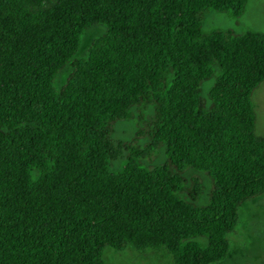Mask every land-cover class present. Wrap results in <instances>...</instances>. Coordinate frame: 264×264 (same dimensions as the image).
I'll return each mask as SVG.
<instances>
[{"label":"trees","instance_id":"1","mask_svg":"<svg viewBox=\"0 0 264 264\" xmlns=\"http://www.w3.org/2000/svg\"><path fill=\"white\" fill-rule=\"evenodd\" d=\"M247 1L0 0V264L228 257L242 203L264 196V34L202 22Z\"/></svg>","mask_w":264,"mask_h":264},{"label":"rangeland","instance_id":"2","mask_svg":"<svg viewBox=\"0 0 264 264\" xmlns=\"http://www.w3.org/2000/svg\"><path fill=\"white\" fill-rule=\"evenodd\" d=\"M214 30L241 33L253 31L264 34V0H248L244 14L238 19L227 13L208 11L203 18L202 31ZM103 33L100 27L93 28L83 35L82 45L77 57L84 56L91 41ZM68 73L64 70L56 80L60 86ZM211 83L203 84V94ZM255 111V132L264 139V82L252 94ZM134 131L133 123H119L115 136L118 140H127ZM239 225L230 235L232 249L228 257L220 264H264V196L242 203L239 212ZM103 264H172L171 257L165 250L138 252L131 247L122 252L110 249L103 254Z\"/></svg>","mask_w":264,"mask_h":264}]
</instances>
